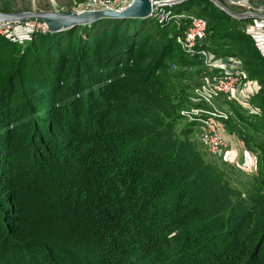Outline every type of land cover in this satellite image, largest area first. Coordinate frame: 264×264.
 <instances>
[{"label":"trees","instance_id":"obj_1","mask_svg":"<svg viewBox=\"0 0 264 264\" xmlns=\"http://www.w3.org/2000/svg\"><path fill=\"white\" fill-rule=\"evenodd\" d=\"M189 4L217 24L240 21L211 0L177 9ZM159 22L103 17L37 32L16 70L0 69V264H264V120L244 139L261 159L244 187L190 136L203 114L177 128L174 69L159 72L181 47L173 33L150 34ZM228 28L217 31L236 41L230 53L264 86L263 53ZM16 41L0 34V59ZM181 51L184 75L192 59Z\"/></svg>","mask_w":264,"mask_h":264},{"label":"rangeland","instance_id":"obj_2","mask_svg":"<svg viewBox=\"0 0 264 264\" xmlns=\"http://www.w3.org/2000/svg\"><path fill=\"white\" fill-rule=\"evenodd\" d=\"M11 1L13 4V7L17 8L15 11H21V10H52L56 6L57 8H65L72 9L75 11H84V10H91L93 7L90 5L88 0H8ZM186 1V0H184ZM182 1V2H184ZM240 1V0H236ZM251 4H253L255 7H263L264 8V0H249ZM55 4V5H54ZM229 8L232 9L235 12L242 11L243 8L241 6H238L236 4H228ZM178 4H174L171 6H166L165 9L169 10L171 9L170 13H168V16L161 20L158 24L154 25L152 32L150 34H156L161 35L162 37L168 38L169 34L176 33L181 24H183L185 18H187L189 15L194 14H202V9L200 8V5L195 8V4H189L188 10H190V14H187V16H181V8L177 9ZM194 6V7H192ZM208 12L213 11V9L208 6ZM199 8V10H197ZM179 15V16H177ZM180 17V18H179ZM208 21L210 24L209 32H208V42L210 43L208 48H212L213 46H219L221 53H223V48H225V45L232 43V46H230L227 50L228 53L230 52H237V44L236 41L232 40V42L226 37L227 33L225 31H217V27L220 26H228L227 32H240L244 33L243 36H246L240 39V44L243 43V41H247V38H250L251 45H255L259 52L262 53L264 49L261 45H257L256 41L253 39L254 37L249 34L248 32L242 30V22H233L230 20H221L220 23L217 24V21H213L211 17V13L208 14ZM19 34L24 35V31L19 30ZM34 38V36H33ZM31 39L26 40L25 42L16 41L18 43H12L10 50H7L5 52H2V57L0 60V69H3V67L6 69V71L11 74L16 69L15 65L16 62L20 60V55L23 54V52L27 51V46L31 44ZM35 40V39H34ZM33 40V41H34ZM152 41L158 42L160 39L157 37H151ZM168 40V39H167ZM30 41V43H28ZM35 42V41H34ZM248 42V41H247ZM238 43V42H237ZM174 45V44H173ZM227 47V46H226ZM142 49H139V51ZM226 50V49H225ZM232 54V53H230ZM183 56L181 49L178 48L177 45H174L172 47V50L168 52L164 63L165 66L161 68L160 75L164 72L169 71L168 69H165L166 66H172L175 61H180L179 59ZM218 56H222L221 54ZM262 57L264 58V54H262ZM182 59V58H181ZM229 60L230 58H225ZM221 58L218 59L220 61ZM148 61H143L141 64H146ZM245 66V64H244ZM247 66H245L246 68ZM27 68V67H26ZM25 68V71H26ZM28 68H30V65H28ZM206 68L203 67V65L197 63L195 68L190 69L186 68L187 71L184 73V75L178 74L175 70L169 71V80L170 83L173 84V91L172 94L174 98H176V108L174 109L175 112L180 116L177 119V128L180 129V127L184 126V124H189V126H193V123L189 122L193 118H195L196 114L200 113L203 114L201 117H206V115H214L213 119L219 122L220 126H222L223 131L221 132V141L223 142V147L218 149L217 151L210 150L207 148L206 144L203 142L201 138V132H200V121L197 119L196 122H194L197 125V129H194L191 131L190 135L192 138L194 137L197 145L199 148L204 152L206 155V158L211 160L214 163H217L221 169L224 170L225 173H228L229 176H232V179L238 183L241 186L246 187L247 184L253 180L252 176L257 173V169L259 166V162L261 159L257 155L258 153L253 152L251 149H249L248 145L245 142V137L254 136L253 132L256 130H259L260 122H263L264 118V109L261 107L260 101L262 97L264 96L263 88L264 86L259 81V77L256 76L254 73L249 72V79L248 80H241L238 81L235 86L230 91H244L249 90V94L246 96L245 99V105L246 108H238L237 112L244 111V116L246 117H240L239 115L233 114L234 108L231 106L232 104H237V100L235 97H232L233 100H230L227 96H224L225 99L228 100L225 101L223 99H217L216 103H198L194 97L192 96L193 91L191 90V93H186V82L192 83L194 79H198V74L201 71H204ZM28 70V69H27ZM25 71H23L25 73ZM2 71L0 73V78L4 77V75L7 73ZM11 72V73H10ZM20 75H24L22 72ZM197 82V80H196ZM176 85V86H175ZM196 89H194L195 91ZM200 104L202 106H200ZM204 105V106H203ZM236 106V105H235ZM202 107V109H200ZM191 114V116H189ZM31 118L23 119V121L26 123ZM193 122V120H192ZM21 123V121H19ZM219 126V127H220Z\"/></svg>","mask_w":264,"mask_h":264},{"label":"built area","instance_id":"obj_3","mask_svg":"<svg viewBox=\"0 0 264 264\" xmlns=\"http://www.w3.org/2000/svg\"><path fill=\"white\" fill-rule=\"evenodd\" d=\"M88 1L93 8L91 10L84 11L105 9L121 10L128 6L132 0ZM182 1L184 0H152V8L148 13V16L156 17L159 21L164 20L171 11L166 10L165 7L179 4ZM220 1L223 2L227 7H229L228 4L231 3L243 8L242 11L236 13L251 14L250 18L240 20L243 23L242 30L251 34L254 37L257 45H261L264 49V8L255 7L249 2V0ZM54 9L65 10V8L60 9L56 6ZM189 12L190 10L184 9L181 11V16H187V14H190ZM19 30L24 31V35L19 34ZM44 31H48V27L46 22L41 18H29L24 21L0 20V34L13 40L24 42L28 39H31L37 32ZM172 35L183 52H185L186 55L192 59V64L190 63L184 65V70H186V68L193 70L197 63L203 65V67L206 68L204 71H201L198 74L197 82L193 84L191 89L193 91L194 99L197 102H206L207 104L216 103V100L220 98L228 102V100L224 98V96H227L230 100L235 101L232 98L234 97L232 96V91L229 89L233 88L238 81L248 80L249 72L245 68L243 60L238 55L231 54L227 56H218L216 52L208 48L210 44L208 42V19L201 14L189 15L187 18H185L183 24H181L177 32L173 33ZM262 53L264 54V51H262ZM219 58H221L220 61H218ZM225 58L230 59L227 60ZM193 61L197 62L193 63ZM172 68L177 71L181 70V66L178 63H174ZM118 76L124 77L125 72L121 71ZM112 80L113 78H109L108 82H111ZM194 89L196 90L194 91ZM213 117V114L208 115L207 117H199V121L201 138L206 144L207 148L213 150L214 152L223 147V142L221 141L222 135L220 132V130L223 131V128L219 125V122L213 119Z\"/></svg>","mask_w":264,"mask_h":264},{"label":"water","instance_id":"obj_4","mask_svg":"<svg viewBox=\"0 0 264 264\" xmlns=\"http://www.w3.org/2000/svg\"><path fill=\"white\" fill-rule=\"evenodd\" d=\"M218 7L223 9L232 17L238 20L250 18L251 14L236 13L227 7L220 0H211ZM152 8V0H132L131 3L121 10L105 9L78 12L72 9L67 10H21L16 12H4L0 10L1 21H24L29 18H41L48 27L49 31L57 32L74 27L76 25L88 24L103 17L112 18H143L148 15Z\"/></svg>","mask_w":264,"mask_h":264},{"label":"crops","instance_id":"obj_5","mask_svg":"<svg viewBox=\"0 0 264 264\" xmlns=\"http://www.w3.org/2000/svg\"><path fill=\"white\" fill-rule=\"evenodd\" d=\"M249 90H240V91H233L232 93V96H234L237 100V104H235L237 107H239L240 109L241 108H246V105H245V99H246V96L249 94L248 93ZM195 96V95H194ZM196 97V96H195ZM199 102V101H198ZM231 104V103H230ZM232 105V104H231ZM202 109V108H201ZM254 152V151H253ZM258 155V154H257Z\"/></svg>","mask_w":264,"mask_h":264}]
</instances>
